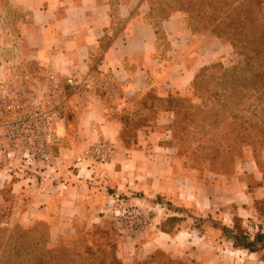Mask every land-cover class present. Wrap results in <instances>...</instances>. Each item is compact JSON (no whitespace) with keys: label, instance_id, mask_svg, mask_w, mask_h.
<instances>
[{"label":"crops","instance_id":"crops-1","mask_svg":"<svg viewBox=\"0 0 264 264\" xmlns=\"http://www.w3.org/2000/svg\"><path fill=\"white\" fill-rule=\"evenodd\" d=\"M149 14L144 0H0L5 80L16 71L36 80L51 75L61 85L76 78L88 86L78 92L67 87L51 174L28 183L9 175L5 165L0 192L7 185L18 200L16 210L22 206L21 226L46 224L52 244L78 236V225L97 230V244L105 249L111 243L122 264L155 251L201 264H264L258 253L234 248L222 233L237 221L250 237L264 234V218L254 207L264 200V174L252 159L231 175L193 174L172 144L170 111L122 139L120 118L141 112L146 94H181L212 61L198 51L181 16L161 20L157 28ZM99 143L112 154L106 164L92 165L84 152ZM118 195L153 211L142 232L123 235L114 225ZM169 218L175 219L172 231L162 232Z\"/></svg>","mask_w":264,"mask_h":264},{"label":"trees","instance_id":"trees-1","mask_svg":"<svg viewBox=\"0 0 264 264\" xmlns=\"http://www.w3.org/2000/svg\"><path fill=\"white\" fill-rule=\"evenodd\" d=\"M172 2L178 5L174 6L176 11L186 15L192 35L206 33L228 43L234 61L227 67L218 62L200 68L186 96L160 98L150 91L140 101L141 112L120 118L122 139L128 141L131 129L154 121L161 111H170L171 140L177 156L184 153L188 139L202 154L193 163L207 164L214 174L231 175L229 169L238 158L240 162L252 159L264 174L260 156L264 152V0H169ZM254 207L264 218V200L255 201ZM9 219L0 209V264H120L114 255L106 263L84 233L74 237L71 246L63 241L52 244L46 224L23 227L11 225ZM174 223L175 219L169 218L160 230L169 233ZM222 233L228 235L234 248L258 253L264 263L263 233L250 237L237 221L232 229L222 228ZM75 245L76 250L72 249ZM136 264L201 263H185L155 251Z\"/></svg>","mask_w":264,"mask_h":264},{"label":"rangeland","instance_id":"rangeland-1","mask_svg":"<svg viewBox=\"0 0 264 264\" xmlns=\"http://www.w3.org/2000/svg\"><path fill=\"white\" fill-rule=\"evenodd\" d=\"M144 1L149 6V8L150 6L151 8H153V10L150 11L148 18L152 23H154L157 26V28L161 20L170 18L175 15L181 16L183 23L186 24V26L188 27L186 15L182 11H176L174 9V6L176 8L178 7L177 3H173V2L169 3V0H144ZM193 36L195 37V43L197 49L202 54V56L203 57L206 56V60L208 57L209 59L212 58V61L204 66H208L210 64L220 62L223 64V66L227 67L233 63L234 58L231 47L229 46L228 43L222 40L215 39L206 33L203 34L195 33L193 34ZM158 38L160 39L162 44L166 43V36L162 34V32H160L159 30H158ZM14 73L11 72L7 80L4 79V75L0 74V170L2 169V167L6 165V167L8 168L9 175L14 176L15 178L16 176H20L24 180L28 181V183H30L33 180L36 181V178L35 176L22 171L23 168L21 165L22 164L21 158L13 157V156L7 157V155H3L2 153L4 150L3 148L5 146L3 127L6 124V122L13 116L12 111L8 109L9 102L21 96L19 94L12 95L10 92L4 91L5 86L12 83ZM40 78L42 77L40 76ZM189 90H190V86L185 92L181 93L180 96L188 95ZM64 91H63V95L61 96L62 100L63 98L66 97L64 96V94L67 93V88L64 89ZM61 113L63 116H65V111L62 110ZM127 113H128L127 115L129 116L130 113L129 112ZM133 131H135V129H131L129 132V136H126L128 140L131 137ZM63 147L64 149L69 148V146H67L66 144H63ZM183 148H184L183 149L184 153L182 152V155L178 157L182 160L183 166L185 168H187L193 174H196L198 176H202L205 170H209L207 164L197 165L193 163L194 158L202 155L200 154V152L196 151V144L192 143L191 140L187 139V142H185ZM57 151L58 150L56 149L54 152L55 156L57 154ZM260 156H261V160L264 161V152ZM236 160H237L236 164L233 167H230L229 169L230 171L227 170L229 171L228 173L233 174L235 172L236 166L240 163V158ZM54 166H55V162H54ZM115 200L117 201V203L114 205L115 210L112 213L114 217V223H115L114 225L120 232H124L122 233L123 235L125 234V232H129V233L142 232V229L150 223L149 221L151 220V216H153L154 213L152 210L148 209V207H144L142 204L138 202H134L130 200L128 197H122L120 195L116 196ZM17 205H18V200H16L15 196L10 192L8 186L7 185L6 187L4 186L2 192H0V209L5 214L8 213V216L10 217L9 220L11 225L20 224L17 214L19 211H21L22 206H19V208L16 210V207H18ZM242 230L243 232H247V228L244 229L243 226H242ZM78 232H79L78 236L80 233L82 234L84 233L86 240L90 244H92V246H94L96 250H98L101 253L106 263L112 261L114 255V246L111 243H107L105 244V249L100 248V245L97 244L96 242L97 239L95 238V236L98 235L97 230H91V231L86 230L85 228L78 225ZM63 242H64L63 244L67 246H71L70 244L72 243V240L63 241ZM76 248H78L77 245H75L72 249L76 250ZM181 260L185 263H190L191 261H193L190 260L189 258H185ZM136 262L137 260H135L133 263H125V264H136ZM249 262L251 264H254V261L252 260H249L248 263ZM120 264L122 263L120 262Z\"/></svg>","mask_w":264,"mask_h":264},{"label":"built area","instance_id":"built-area-1","mask_svg":"<svg viewBox=\"0 0 264 264\" xmlns=\"http://www.w3.org/2000/svg\"><path fill=\"white\" fill-rule=\"evenodd\" d=\"M67 87L73 92L88 88L76 78H68L61 85L54 76L36 80L24 72H15L12 83L5 86V92L21 96L9 102L8 109L13 116L3 127L5 146L2 153L7 157H20L23 172L39 178L51 174L56 160L54 152L59 145L56 130L64 118L61 96ZM111 154L108 144L99 143L90 146L84 158L92 165H104Z\"/></svg>","mask_w":264,"mask_h":264}]
</instances>
